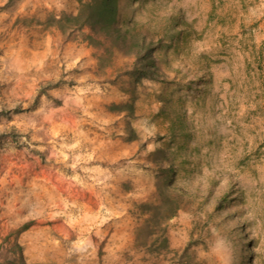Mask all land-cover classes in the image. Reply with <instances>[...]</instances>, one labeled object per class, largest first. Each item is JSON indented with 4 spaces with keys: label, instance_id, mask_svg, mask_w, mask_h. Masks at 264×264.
I'll list each match as a JSON object with an SVG mask.
<instances>
[{
    "label": "rangeland",
    "instance_id": "rangeland-1",
    "mask_svg": "<svg viewBox=\"0 0 264 264\" xmlns=\"http://www.w3.org/2000/svg\"><path fill=\"white\" fill-rule=\"evenodd\" d=\"M78 3L0 0V264H177L189 240L194 263L235 264L242 233L252 264H264L255 3L123 0L126 17L180 31L159 55L164 81L137 86L99 71L93 48L48 26ZM125 63L118 55L115 67ZM156 147L175 158L185 194L164 223L168 248L150 253L137 243L136 203L154 200ZM224 190L229 208L205 222Z\"/></svg>",
    "mask_w": 264,
    "mask_h": 264
},
{
    "label": "trees",
    "instance_id": "trees-1",
    "mask_svg": "<svg viewBox=\"0 0 264 264\" xmlns=\"http://www.w3.org/2000/svg\"><path fill=\"white\" fill-rule=\"evenodd\" d=\"M122 2L79 0L75 13L62 11L52 14L47 18V24L67 38L80 40L93 48L97 69L105 73L107 69L115 68L112 69L114 79L128 76L134 86L145 81H164L165 74L158 66L159 55L168 51L180 31H175V23H164L156 28L136 20L134 16L126 17L122 12ZM118 55L126 59L122 67H115ZM262 83L264 87V75ZM111 106L117 109L122 107L119 104ZM150 160L156 169L155 196L152 201L136 203L144 216L136 229V238L140 246L153 253L168 248L164 223L175 217L181 209L185 193L175 186L179 165L167 148L156 147L150 153ZM231 197L229 190L221 192L214 203L213 212L205 222L213 213L229 208ZM239 223L244 228V223ZM242 239V247L237 241L233 245L235 253L239 255V261L235 264H252L253 241L246 233H242ZM192 243L189 240L181 253L176 255L177 264H199L193 262L190 254L187 255ZM202 264L213 263L203 261Z\"/></svg>",
    "mask_w": 264,
    "mask_h": 264
},
{
    "label": "crops",
    "instance_id": "crops-1",
    "mask_svg": "<svg viewBox=\"0 0 264 264\" xmlns=\"http://www.w3.org/2000/svg\"><path fill=\"white\" fill-rule=\"evenodd\" d=\"M248 1H252L255 3V9L258 12L257 20L255 22V29H253V31L256 34L258 50H260L264 45V0Z\"/></svg>",
    "mask_w": 264,
    "mask_h": 264
}]
</instances>
